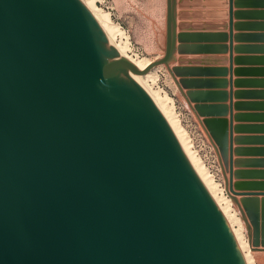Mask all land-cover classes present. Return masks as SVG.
I'll return each mask as SVG.
<instances>
[{"label": "water", "instance_id": "95a60500", "mask_svg": "<svg viewBox=\"0 0 264 264\" xmlns=\"http://www.w3.org/2000/svg\"><path fill=\"white\" fill-rule=\"evenodd\" d=\"M166 3L165 54L140 71L82 0H0V264H247L134 76L166 66L183 90Z\"/></svg>", "mask_w": 264, "mask_h": 264}, {"label": "rangeland", "instance_id": "374dc122", "mask_svg": "<svg viewBox=\"0 0 264 264\" xmlns=\"http://www.w3.org/2000/svg\"><path fill=\"white\" fill-rule=\"evenodd\" d=\"M108 2L110 9H107L101 0H96V5L110 13L112 22L123 31V38L116 37L117 44L122 43L125 46L128 42L127 54L134 60L155 61L162 58L166 48V0H108ZM178 3L176 0V21L180 17V13L177 12ZM250 16L258 17L259 13L250 12ZM177 25L176 43L180 46H176L175 53L184 55L191 49L188 43L192 35L187 25L179 26L178 23ZM176 63L174 57L170 67L183 90L178 87L166 66L153 69L154 78L147 80V85L161 96L170 97L169 105L173 108L179 127L188 138L190 148L202 160L216 184L223 190L222 194L231 201L232 214L237 215L242 221V239L250 246L249 253L254 264H264V169L259 170V160L255 158L261 151L264 153V150L252 147L256 143L247 142L244 136H237L235 139L238 145L235 149L237 159L234 160L232 143L230 139L228 140L226 132L216 136L217 128H222V122L212 123L209 116H206L209 108L197 102L200 95L207 97L208 94H196L195 80L185 78L189 73H193L194 69L178 67ZM261 168H264V165ZM230 183L234 192L239 195L230 190Z\"/></svg>", "mask_w": 264, "mask_h": 264}, {"label": "crops", "instance_id": "0c3cea01", "mask_svg": "<svg viewBox=\"0 0 264 264\" xmlns=\"http://www.w3.org/2000/svg\"><path fill=\"white\" fill-rule=\"evenodd\" d=\"M177 1V23L187 25L192 39L189 53H175L176 64L194 69L185 78L195 80L196 94H208L197 102L209 108L212 123L222 122L216 136L226 132L234 160L237 136L264 150V0ZM255 158L263 170L264 153Z\"/></svg>", "mask_w": 264, "mask_h": 264}, {"label": "bare ground", "instance_id": "6f19581e", "mask_svg": "<svg viewBox=\"0 0 264 264\" xmlns=\"http://www.w3.org/2000/svg\"><path fill=\"white\" fill-rule=\"evenodd\" d=\"M82 1L88 12L103 29L108 40L115 47L120 59L130 62L131 64H133L134 67H136L140 71L144 70L151 62H153L148 59L138 61L131 58L127 54V51L129 49L128 42L125 43V46H123L122 43L117 44L116 42V37L121 36V38H123L124 33L123 31H121L119 26L115 25L112 22L110 13L100 9L96 5V0H82ZM153 75L154 74L152 70L149 73H147L145 76H138V75H134V76L136 77L137 81L150 93V95L153 97L156 104L158 105V107L160 108V110L163 112L166 119L168 120L180 144L182 145L185 153L187 154L190 162L192 163L193 167L195 168L202 182L208 189L209 193L217 203L218 207L226 217L229 226L233 232V235L236 239V242L246 260V263L254 264V261L252 260L251 255L249 253L251 251L250 246L248 245V243H245L242 239V229H243L242 221L237 217V215L232 214L231 201L227 197H225V195L222 194L223 190H221L219 186L216 184L213 176L206 168L202 160L190 148L189 142L187 140L188 138L186 137L184 131L179 127L176 121V117L174 115V111H172L173 108L172 106L169 105L171 104L170 97H168L167 95L161 96L157 91H154L152 88H150L147 85L148 82L147 80L153 79L154 78Z\"/></svg>", "mask_w": 264, "mask_h": 264}, {"label": "built area", "instance_id": "2783aa9c", "mask_svg": "<svg viewBox=\"0 0 264 264\" xmlns=\"http://www.w3.org/2000/svg\"><path fill=\"white\" fill-rule=\"evenodd\" d=\"M101 3L107 8V9H110L111 7L108 5L109 2L108 0H101Z\"/></svg>", "mask_w": 264, "mask_h": 264}]
</instances>
